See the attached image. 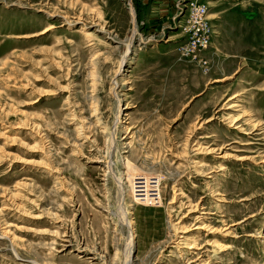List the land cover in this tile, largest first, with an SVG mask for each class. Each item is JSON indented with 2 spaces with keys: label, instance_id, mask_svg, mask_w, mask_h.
Wrapping results in <instances>:
<instances>
[{
  "label": "rangeland",
  "instance_id": "1",
  "mask_svg": "<svg viewBox=\"0 0 264 264\" xmlns=\"http://www.w3.org/2000/svg\"><path fill=\"white\" fill-rule=\"evenodd\" d=\"M130 236V264H264V0H0V264Z\"/></svg>",
  "mask_w": 264,
  "mask_h": 264
},
{
  "label": "built area",
  "instance_id": "2",
  "mask_svg": "<svg viewBox=\"0 0 264 264\" xmlns=\"http://www.w3.org/2000/svg\"><path fill=\"white\" fill-rule=\"evenodd\" d=\"M191 8L189 35L187 41L181 46V53L195 59L198 52H203L209 47L210 34L204 19L206 7L195 5Z\"/></svg>",
  "mask_w": 264,
  "mask_h": 264
},
{
  "label": "bare ground",
  "instance_id": "3",
  "mask_svg": "<svg viewBox=\"0 0 264 264\" xmlns=\"http://www.w3.org/2000/svg\"><path fill=\"white\" fill-rule=\"evenodd\" d=\"M49 31V29L48 28H46V30H44L43 32H41L40 34H45L46 32H48ZM129 45H130V42H129V44L127 45L128 47H127V50L129 49ZM94 70H95V68H93V70H92V74H91V77H92V79H94V77H96V73L94 72ZM95 73V74H94ZM93 75H95V76H93ZM95 80V79H94ZM94 80H93V84H96V82H94ZM116 84L117 83H114V85L116 86ZM115 89V87L112 89V91ZM117 95V94H116ZM118 96V95H117ZM116 96V97H117ZM119 100V99H118ZM93 109V108H92ZM238 120H233L232 121V123H235V122H237ZM110 145V144H109ZM109 149V148H108ZM212 151L213 150H207L206 151V153L207 154H210V153H212ZM202 152V149L201 148H199V149H195V154H200ZM213 153H214V151H213ZM203 166V165H202ZM106 172L107 173H112V169H111V165H110V162L109 163H106ZM113 174V173H112ZM114 176V175H113ZM119 180V179H118ZM118 184L120 185V187L121 188H123V186H122V182H121V180H119L118 181ZM196 209H193V211H195ZM120 211H121V215L123 216V219H125V223H126V226H127V228L129 229L130 228V223H128V220L126 219V216H125V213L126 212H124V210H123V207L122 208H120ZM201 219L200 218H197V220L196 221H200ZM202 228V227H201ZM178 229V228H177ZM176 229V230H177ZM179 231V230H178ZM130 234V233H129ZM193 247H190V249H192ZM131 251H132V236H130V238H129V241L127 242V248H126V252H125V258H126V264H130V260H129V258H130V253H131Z\"/></svg>",
  "mask_w": 264,
  "mask_h": 264
}]
</instances>
